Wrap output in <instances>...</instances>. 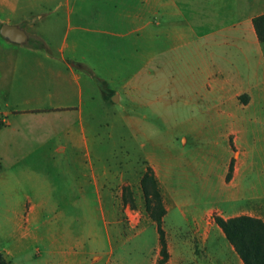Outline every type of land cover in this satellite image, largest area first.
Returning a JSON list of instances; mask_svg holds the SVG:
<instances>
[{"label":"rangeland","instance_id":"374dc122","mask_svg":"<svg viewBox=\"0 0 264 264\" xmlns=\"http://www.w3.org/2000/svg\"><path fill=\"white\" fill-rule=\"evenodd\" d=\"M115 10L113 0H0V24L29 35L15 44L0 33V172L37 173L57 189L54 197L67 196L68 170L85 174L91 190L94 173L107 170L112 181L117 174L116 209L94 208L90 191L85 210L57 214L69 212L71 227L84 233L87 264L96 255L97 264H158L157 201L146 200L141 183L152 167L166 209L167 264H240L216 223L230 218L216 209L221 161H211L222 146L235 150L237 135L230 131L228 144L212 124L216 114L186 105L189 86L177 91L156 47L116 38ZM139 71L144 82L131 98L125 85Z\"/></svg>","mask_w":264,"mask_h":264},{"label":"crops","instance_id":"0c3cea01","mask_svg":"<svg viewBox=\"0 0 264 264\" xmlns=\"http://www.w3.org/2000/svg\"><path fill=\"white\" fill-rule=\"evenodd\" d=\"M113 3L116 38L123 34L132 48L140 50L156 47L164 67L161 71L167 74V67L170 68L168 79L176 82L177 91L182 92L183 83L189 86L191 98L186 105L216 114L212 124L224 131L222 137L228 144L230 131L237 135L235 150L230 144L222 146V154L216 153L217 158H211L221 161L218 180L222 207L216 209L226 218L249 216L264 222V43L254 24L257 17L264 15V0H113ZM143 74L139 71L127 81L125 89L129 97L140 92ZM164 77L163 81L167 79ZM250 130L257 131L252 138ZM231 165L232 177L227 182ZM65 174L67 181L62 194L67 196L54 197L57 189L45 177L36 179L37 173L0 172V254L9 261L14 264L89 261L84 233L71 227L69 212L57 213L85 210L90 191L97 195L94 208L116 209L112 187L116 186L117 174L112 181L107 170L94 173L92 190L87 189L85 174L76 175L69 170ZM174 198L176 207L183 210L184 203ZM210 210L194 212L199 211L198 216H202ZM30 249L32 254L28 253ZM102 259L96 255L89 264L101 263ZM108 263L112 264L111 259Z\"/></svg>","mask_w":264,"mask_h":264},{"label":"trees","instance_id":"16d2710c","mask_svg":"<svg viewBox=\"0 0 264 264\" xmlns=\"http://www.w3.org/2000/svg\"><path fill=\"white\" fill-rule=\"evenodd\" d=\"M254 24L260 41L264 43V15L257 17ZM0 27H2L1 24ZM141 183L146 200L149 203L152 198L157 201L158 211L153 209L152 216L157 225L161 247V258L158 264H167L170 253L163 224L166 209L162 200L160 183L152 167H148ZM216 223L228 242L234 247L243 264H264V222L262 220L249 216H239L228 220L217 218ZM0 264L14 263L0 254Z\"/></svg>","mask_w":264,"mask_h":264},{"label":"water","instance_id":"95a60500","mask_svg":"<svg viewBox=\"0 0 264 264\" xmlns=\"http://www.w3.org/2000/svg\"><path fill=\"white\" fill-rule=\"evenodd\" d=\"M1 35L16 44H23L28 41V33L17 25L4 24L0 29Z\"/></svg>","mask_w":264,"mask_h":264}]
</instances>
